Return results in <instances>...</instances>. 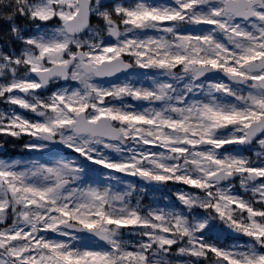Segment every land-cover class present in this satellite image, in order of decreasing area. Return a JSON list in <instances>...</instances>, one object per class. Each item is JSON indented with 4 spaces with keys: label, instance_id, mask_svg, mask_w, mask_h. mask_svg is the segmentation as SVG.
Wrapping results in <instances>:
<instances>
[{
    "label": "snow or ice",
    "instance_id": "snow-or-ice-1",
    "mask_svg": "<svg viewBox=\"0 0 264 264\" xmlns=\"http://www.w3.org/2000/svg\"><path fill=\"white\" fill-rule=\"evenodd\" d=\"M0 22V264H264V0Z\"/></svg>",
    "mask_w": 264,
    "mask_h": 264
},
{
    "label": "rangeland",
    "instance_id": "rangeland-1",
    "mask_svg": "<svg viewBox=\"0 0 264 264\" xmlns=\"http://www.w3.org/2000/svg\"><path fill=\"white\" fill-rule=\"evenodd\" d=\"M2 28H3V25H0V29L2 30ZM3 106V105H2ZM1 107V106H0ZM23 141L21 140V141H18V143H22ZM10 145H11V142H10ZM9 150L11 151H15V153L14 154H11V155H22V153H21V150L19 149V147L18 146H10V148H9Z\"/></svg>",
    "mask_w": 264,
    "mask_h": 264
}]
</instances>
